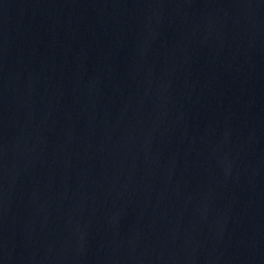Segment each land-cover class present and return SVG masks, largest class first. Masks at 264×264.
<instances>
[{
  "label": "water",
  "instance_id": "obj_1",
  "mask_svg": "<svg viewBox=\"0 0 264 264\" xmlns=\"http://www.w3.org/2000/svg\"><path fill=\"white\" fill-rule=\"evenodd\" d=\"M0 264H264V0H0Z\"/></svg>",
  "mask_w": 264,
  "mask_h": 264
}]
</instances>
